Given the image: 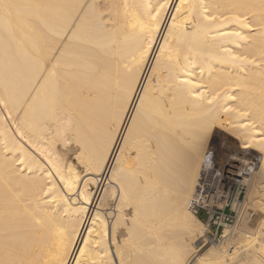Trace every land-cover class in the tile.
Returning <instances> with one entry per match:
<instances>
[{
	"label": "bare ground",
	"instance_id": "bare-ground-1",
	"mask_svg": "<svg viewBox=\"0 0 264 264\" xmlns=\"http://www.w3.org/2000/svg\"><path fill=\"white\" fill-rule=\"evenodd\" d=\"M162 3L0 0V262L264 264V0ZM209 150L248 190L200 254Z\"/></svg>",
	"mask_w": 264,
	"mask_h": 264
},
{
	"label": "built area",
	"instance_id": "built-area-1",
	"mask_svg": "<svg viewBox=\"0 0 264 264\" xmlns=\"http://www.w3.org/2000/svg\"><path fill=\"white\" fill-rule=\"evenodd\" d=\"M206 161L207 169L199 184L200 198L191 204L193 214L206 225V236L200 241L203 245L219 243L225 230L236 225L244 186L234 168L217 162L214 150L208 151Z\"/></svg>",
	"mask_w": 264,
	"mask_h": 264
},
{
	"label": "rangeland",
	"instance_id": "rangeland-1",
	"mask_svg": "<svg viewBox=\"0 0 264 264\" xmlns=\"http://www.w3.org/2000/svg\"><path fill=\"white\" fill-rule=\"evenodd\" d=\"M224 138H226V137H224ZM229 148H228V146L226 147L225 146V148H224V151L225 152H229L230 150H228ZM247 190H248V186H243V188H241V198H240V201L241 202H244L245 201V199H246V195H247ZM243 204V203H242ZM248 212L250 213V215H251V219L253 218L254 220L256 219V217H257V212L256 211H253L250 207L248 208ZM252 219V221L254 222V220ZM252 222V223H253ZM198 246L201 248H199L201 251H200V254L205 250V249H207V248H209L210 246H212L211 244H205V245H203V243L202 242H200V243H198L197 244V248H198ZM207 247V248H206ZM221 247V246H220ZM196 248V249H197ZM203 249V250H202ZM198 250V249H197Z\"/></svg>",
	"mask_w": 264,
	"mask_h": 264
},
{
	"label": "snow or ice",
	"instance_id": "snow-or-ice-1",
	"mask_svg": "<svg viewBox=\"0 0 264 264\" xmlns=\"http://www.w3.org/2000/svg\"><path fill=\"white\" fill-rule=\"evenodd\" d=\"M169 3H170V0H164V3L160 4L159 9H158L157 12H156V15L159 16V14H160V10L167 8L168 5H169ZM185 3H187V0H179V4H180L181 6H183ZM175 10H176L177 12H179V11H180V8H179V7H176ZM154 19H155V17H154ZM173 19H174V18H173ZM213 19H214V17H213ZM234 19H235L236 21H238V22L240 21V17H239V16L235 17ZM245 19H246V17H245ZM245 27H247V25H245ZM235 35H239V33H235ZM149 47H151L150 44H149ZM210 102H211V101H210ZM116 122H117V123L119 122V116H118V115H117V117H116ZM245 146L247 147V145H245ZM19 163H20V164H24V161H23V160H20ZM0 264H4V262H0Z\"/></svg>",
	"mask_w": 264,
	"mask_h": 264
}]
</instances>
